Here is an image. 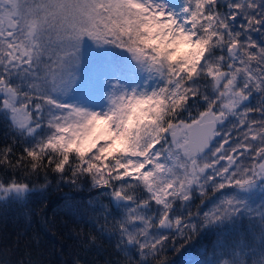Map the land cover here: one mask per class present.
Returning <instances> with one entry per match:
<instances>
[{
  "label": "snow or ice",
  "instance_id": "snow-or-ice-1",
  "mask_svg": "<svg viewBox=\"0 0 264 264\" xmlns=\"http://www.w3.org/2000/svg\"><path fill=\"white\" fill-rule=\"evenodd\" d=\"M53 186L93 209L70 264H264V0H0V264H54Z\"/></svg>",
  "mask_w": 264,
  "mask_h": 264
},
{
  "label": "trees",
  "instance_id": "trees-1",
  "mask_svg": "<svg viewBox=\"0 0 264 264\" xmlns=\"http://www.w3.org/2000/svg\"><path fill=\"white\" fill-rule=\"evenodd\" d=\"M87 63V61H85ZM71 190L68 186L55 190L54 186L48 188L43 197L39 192L31 194V201L28 205L32 209L31 225L28 232H36L41 239V249L47 255L49 251L53 254L51 259L54 264L61 258L70 264L71 253L77 241L69 231L72 228L79 229L83 226L84 231H88L91 225L85 222V219L92 213L93 209L87 204H79L74 212L72 208L65 207V195ZM72 197H84L83 192H71ZM104 203H108L104 200ZM46 204V206H45ZM23 205L14 204L5 210L0 205V240L10 241L11 236L22 228H25V220L21 214ZM92 231H95L93 228ZM107 243V241H104ZM63 244V257L55 254V250ZM196 247L191 250V254L168 253V259L173 264H184L185 259L196 258Z\"/></svg>",
  "mask_w": 264,
  "mask_h": 264
}]
</instances>
